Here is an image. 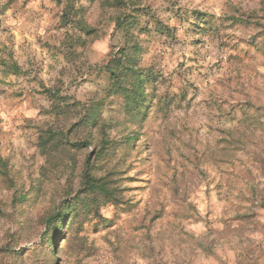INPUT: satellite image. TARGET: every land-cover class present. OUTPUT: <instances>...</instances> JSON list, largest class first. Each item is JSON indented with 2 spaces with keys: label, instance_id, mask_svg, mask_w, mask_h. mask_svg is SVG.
Returning a JSON list of instances; mask_svg holds the SVG:
<instances>
[{
  "label": "rangeland",
  "instance_id": "374dc122",
  "mask_svg": "<svg viewBox=\"0 0 264 264\" xmlns=\"http://www.w3.org/2000/svg\"><path fill=\"white\" fill-rule=\"evenodd\" d=\"M0 264H264V0H0Z\"/></svg>",
  "mask_w": 264,
  "mask_h": 264
},
{
  "label": "trees",
  "instance_id": "16d2710c",
  "mask_svg": "<svg viewBox=\"0 0 264 264\" xmlns=\"http://www.w3.org/2000/svg\"><path fill=\"white\" fill-rule=\"evenodd\" d=\"M124 70H126V71H130V70H132L133 71V69L132 68H130V67H126V66H121ZM122 69V70H123ZM113 73V75L116 77V76H118V74H117V72H112ZM90 121V120H89ZM93 124H95L96 122L93 120V122H92ZM68 214H67V212L65 211L64 213H62V214H55V215H53V216H51L50 217V220L53 222V229L54 230H58V227L59 226H61V224H62V222H63V220H64V218H66V216H67ZM50 221V222H51ZM60 228V227H59ZM49 235H51V236H53V235H55V233H52V234H49ZM48 235V236H49ZM53 238V237H52ZM51 238V239H52ZM53 245H54V243H53Z\"/></svg>",
  "mask_w": 264,
  "mask_h": 264
}]
</instances>
